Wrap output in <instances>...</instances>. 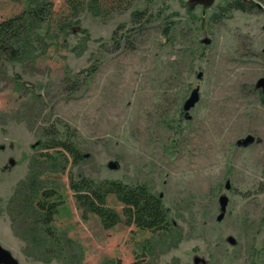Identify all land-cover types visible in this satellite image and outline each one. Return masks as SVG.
I'll return each instance as SVG.
<instances>
[{
	"label": "rangeland",
	"instance_id": "374dc122",
	"mask_svg": "<svg viewBox=\"0 0 264 264\" xmlns=\"http://www.w3.org/2000/svg\"><path fill=\"white\" fill-rule=\"evenodd\" d=\"M225 1L214 0L201 16L188 0L113 1L99 12L84 0L76 14L51 0L48 20L31 23L16 43L18 56L0 47V244L19 264H67L63 253L36 246L42 226L32 228L14 207L32 169L50 180L40 188L58 192L51 224L74 248L72 264H194V256L204 260L197 264H264V103L254 87L264 75V9L211 20ZM26 7V0H0V20ZM135 10H145L140 21H131ZM92 63L93 73L77 75ZM196 83L199 99L186 119L182 103ZM46 126L75 130L78 162L33 165L46 151L34 146ZM248 133L257 140L237 146ZM82 176L144 182L161 193L172 237L156 242L123 221L103 227L76 203L70 181ZM222 192L228 202L217 221ZM107 204L121 211L113 194Z\"/></svg>",
	"mask_w": 264,
	"mask_h": 264
},
{
	"label": "trees",
	"instance_id": "16d2710c",
	"mask_svg": "<svg viewBox=\"0 0 264 264\" xmlns=\"http://www.w3.org/2000/svg\"><path fill=\"white\" fill-rule=\"evenodd\" d=\"M64 1L72 14H76L84 3V0ZM113 1H117L118 6L121 4L126 5L127 2V0H93L97 7L95 10L99 12L103 8L108 9ZM119 2L122 3L119 4ZM50 3L51 0H26L27 7L20 14L0 20V47L9 50L7 57L19 55L21 51L18 45L21 44L23 33L25 31V33H29L28 29L31 23L48 20ZM257 3H264V0H226L224 4L218 6L215 12L216 18H211V20L218 21L221 17L227 16L233 9L252 11L256 8ZM115 5L117 4L115 3ZM101 7L103 8L101 9ZM144 13L145 10L133 11L131 21H140L141 18L139 17L143 16ZM70 27V24L66 21L59 20L58 29L60 31L69 32ZM169 28V25H167L162 33L167 34ZM116 33L117 30L113 32L114 35ZM126 35V33H123L122 38L119 35L117 39L122 41ZM24 39L26 43H29V36L25 35ZM95 69L96 63H92L87 68L78 71L77 75L84 72L82 78L85 79ZM42 131L44 139L40 140V146L46 148V151H42L33 157V165L46 166L48 169H58L59 167H64L67 161L74 163L80 160L81 152L76 145L77 142L74 140L75 130L72 127L65 126L60 131L54 130L52 126H46ZM43 163L45 164L43 165ZM37 171L32 169L27 180L21 183L20 189L23 188V192L19 193L20 198L18 197V199L14 196L15 201L16 199L19 200L18 203H14V207L23 210L25 218L28 215L34 224L32 228L37 229L35 225L38 224L42 226V229L37 231L38 234L34 236L36 246L41 247L52 257L58 255L59 252L63 253L67 264L69 262L72 264L76 258L74 248L70 245L66 246L65 243L63 244L62 237L51 224L53 215L57 211L59 200L56 197H58V192L56 188L49 185L40 188V183H44V181L50 182V180L48 178L39 179ZM260 183H262L261 189L264 190V182ZM70 184L74 190L76 203L79 204L83 211L95 214L103 227H111L123 221L127 225H134L140 231L154 234L153 238L158 237L155 239L156 242L158 239L160 240V234H164L167 239L172 237L173 222L168 220L167 208L162 204L159 195L151 192L146 183L137 182L131 185L121 180L96 181L82 176L71 180ZM109 194H113L121 203L120 212L107 204V196ZM152 244L155 243L153 242ZM100 264L119 263L106 261Z\"/></svg>",
	"mask_w": 264,
	"mask_h": 264
},
{
	"label": "water",
	"instance_id": "95a60500",
	"mask_svg": "<svg viewBox=\"0 0 264 264\" xmlns=\"http://www.w3.org/2000/svg\"><path fill=\"white\" fill-rule=\"evenodd\" d=\"M188 2L192 5L194 4H200L201 5V16H204L206 13V10L213 4L214 0H188ZM210 39L208 37H204L200 40L202 43H208ZM201 72H198L196 74L197 78H200ZM255 87H259L262 90V101L264 103V75L259 76L256 81H255ZM199 99V83H196L195 86L190 90L188 96L182 103V111H183V117L188 119L190 118L189 111L190 109L195 105V103ZM255 140V137L253 134H245L243 137H240L235 140V144L237 146H247L251 144ZM11 161V160H10ZM108 166L114 167L116 166L115 162H109ZM230 187L229 181L226 180L224 184V188L228 189ZM161 196V193L159 194V197ZM218 214L216 215V220H221L223 217L225 210H226V205L228 202V197L225 193H220L218 196ZM226 240L233 244L235 243V238L231 235H228L226 237ZM198 262L203 263L204 260L202 258H199L198 256L193 257V263L197 264ZM0 264H19L18 260L11 254V252L4 248L0 244Z\"/></svg>",
	"mask_w": 264,
	"mask_h": 264
},
{
	"label": "flooded vegetation",
	"instance_id": "af4514ba",
	"mask_svg": "<svg viewBox=\"0 0 264 264\" xmlns=\"http://www.w3.org/2000/svg\"><path fill=\"white\" fill-rule=\"evenodd\" d=\"M225 3V2H224ZM223 3V4H224ZM192 5V4H191ZM194 5H199V7H200V15H201V5L200 4H194ZM263 9H264V3H257V5H256V8L255 9H253L254 11H263ZM233 10H239V11H243V10H241V9H233ZM232 10V11H233ZM252 10V11H253ZM207 11V10H206ZM252 11H245V12H252ZM231 12V11H230ZM262 28L264 29V24L262 25ZM260 50L264 53V45L260 48ZM254 87H255V83H254ZM255 89H257L258 90V92H259V94H260V97H261V101H262V90H261V88H259V87H255ZM263 102V101H262ZM255 137V136H254ZM256 138V137H255ZM255 140H257V138L255 139ZM254 140V141H255ZM253 141V142H254ZM252 142V143H253ZM40 143V141L39 140H37L35 143H34V146H36V145H38ZM33 146V147H34ZM248 146V145H247ZM246 147V146H245ZM11 162V161H10ZM12 163V162H11Z\"/></svg>",
	"mask_w": 264,
	"mask_h": 264
}]
</instances>
